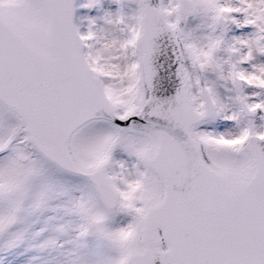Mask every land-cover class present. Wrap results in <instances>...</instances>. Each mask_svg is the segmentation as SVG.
<instances>
[{
	"label": "snow or ice",
	"instance_id": "1",
	"mask_svg": "<svg viewBox=\"0 0 264 264\" xmlns=\"http://www.w3.org/2000/svg\"><path fill=\"white\" fill-rule=\"evenodd\" d=\"M0 264H264V0H0Z\"/></svg>",
	"mask_w": 264,
	"mask_h": 264
}]
</instances>
